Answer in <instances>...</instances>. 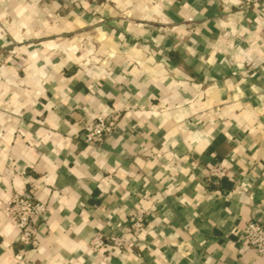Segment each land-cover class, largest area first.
Instances as JSON below:
<instances>
[{"label": "crops", "instance_id": "1", "mask_svg": "<svg viewBox=\"0 0 264 264\" xmlns=\"http://www.w3.org/2000/svg\"><path fill=\"white\" fill-rule=\"evenodd\" d=\"M263 30L264 0H0V264H264Z\"/></svg>", "mask_w": 264, "mask_h": 264}, {"label": "built area", "instance_id": "2", "mask_svg": "<svg viewBox=\"0 0 264 264\" xmlns=\"http://www.w3.org/2000/svg\"><path fill=\"white\" fill-rule=\"evenodd\" d=\"M264 37V30H263ZM118 115L112 114L109 117L98 116L95 120L88 122L85 126V142L90 145H99L114 130L117 125ZM224 168H217L211 171L212 176L224 177ZM6 215L10 223L19 232V241L24 246L35 244L37 230L36 220L43 218L47 213L45 203L34 197L15 195L6 206ZM133 229L140 230L144 227L142 216H137L132 225ZM244 236L249 248L258 255L264 256V223L251 221L244 230ZM126 244L124 238H114L112 245L121 247ZM105 246L104 241L99 237L95 241V247Z\"/></svg>", "mask_w": 264, "mask_h": 264}]
</instances>
